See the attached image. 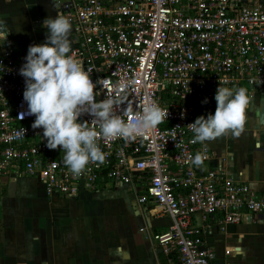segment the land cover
Segmentation results:
<instances>
[{"label":"built area","instance_id":"built-area-1","mask_svg":"<svg viewBox=\"0 0 264 264\" xmlns=\"http://www.w3.org/2000/svg\"><path fill=\"white\" fill-rule=\"evenodd\" d=\"M56 5L57 14L71 21L70 54L97 81V102L116 94L119 82L135 81L129 90L132 113L154 99L169 116L135 140L100 138L105 161L74 176L63 163L64 151L50 150L43 128L32 127L35 116L27 114L19 72L26 57L6 45L0 50V174L36 177L48 195L68 198L131 186L140 203L150 199L170 218L167 229L153 234L166 264H212L208 225L198 226L195 215L205 223L217 218L221 225L255 222L264 214V195L209 166L212 151L206 143H192L189 124L199 116L181 101L215 99L219 80L264 96V0H56ZM91 119L84 115L81 122L92 126ZM197 152L204 157L200 166L191 163Z\"/></svg>","mask_w":264,"mask_h":264},{"label":"crops","instance_id":"crops-1","mask_svg":"<svg viewBox=\"0 0 264 264\" xmlns=\"http://www.w3.org/2000/svg\"><path fill=\"white\" fill-rule=\"evenodd\" d=\"M29 4L37 6L42 22L57 15L52 0H0V50L7 45L27 56L31 44L19 29L33 21ZM253 96L246 113L252 125L247 120L238 139L228 135L205 143L212 151L210 167H221L264 195V96ZM204 100L181 102L207 117L214 114L216 100ZM138 196L131 186L121 185L78 198L58 197L48 195L36 177L0 174V264H166L153 234L167 229L170 218L158 213L152 200L140 203ZM195 223L208 225L212 264H264V214L255 222L225 225L217 218L205 223L196 214Z\"/></svg>","mask_w":264,"mask_h":264},{"label":"clouds","instance_id":"clouds-1","mask_svg":"<svg viewBox=\"0 0 264 264\" xmlns=\"http://www.w3.org/2000/svg\"><path fill=\"white\" fill-rule=\"evenodd\" d=\"M52 4L57 6L55 0ZM43 26L47 29L45 42L29 46L26 62L19 70L25 78L23 98L28 104L27 114L35 116L32 127L43 128L50 150L60 147L64 151L63 163L74 176L85 173L89 164L105 161L98 144L100 138L135 140L167 120L169 111L154 99L137 105L139 110L132 113L129 90L135 81L119 82L116 94L97 102V81L91 79L92 70L70 54V19L57 14L46 18ZM228 83L219 80L214 114L201 115L189 124L194 133L192 143L204 144L228 135L238 139L244 133L252 97L245 87L222 86ZM203 103H207L206 98ZM124 104L127 107L121 108ZM84 115L92 117V126L81 122ZM20 116L23 119L24 113ZM203 160L197 152L191 163L200 166Z\"/></svg>","mask_w":264,"mask_h":264},{"label":"rangeland","instance_id":"rangeland-1","mask_svg":"<svg viewBox=\"0 0 264 264\" xmlns=\"http://www.w3.org/2000/svg\"><path fill=\"white\" fill-rule=\"evenodd\" d=\"M30 23H31L30 26L27 25L21 26V28L19 29L21 37L31 45L32 43L33 44L44 43L46 40L47 29L43 26L42 20L30 21ZM252 98L254 99L255 97L253 96ZM207 107L210 108V106ZM247 120H249L250 124L252 125L251 122L253 121V119L251 117H248V115H247Z\"/></svg>","mask_w":264,"mask_h":264},{"label":"water","instance_id":"water-1","mask_svg":"<svg viewBox=\"0 0 264 264\" xmlns=\"http://www.w3.org/2000/svg\"><path fill=\"white\" fill-rule=\"evenodd\" d=\"M27 11L31 20L35 21L39 18L37 6L35 4H29L27 6Z\"/></svg>","mask_w":264,"mask_h":264},{"label":"flooded vegetation","instance_id":"flooded-vegetation-1","mask_svg":"<svg viewBox=\"0 0 264 264\" xmlns=\"http://www.w3.org/2000/svg\"><path fill=\"white\" fill-rule=\"evenodd\" d=\"M55 3H56V0H55Z\"/></svg>","mask_w":264,"mask_h":264}]
</instances>
